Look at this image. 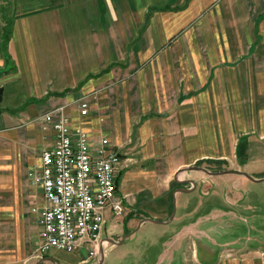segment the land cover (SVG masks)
Returning <instances> with one entry per match:
<instances>
[{
	"label": "crops",
	"instance_id": "crops-1",
	"mask_svg": "<svg viewBox=\"0 0 264 264\" xmlns=\"http://www.w3.org/2000/svg\"><path fill=\"white\" fill-rule=\"evenodd\" d=\"M13 1L0 0V245L14 247L0 264L56 262L32 253L44 196L27 173L55 141L41 116L61 106L123 158L126 212H108L102 240L129 236L118 253L105 244L100 264H264V221L250 222L244 200L264 181V0ZM196 165L260 180L202 170L181 174L194 184L175 180Z\"/></svg>",
	"mask_w": 264,
	"mask_h": 264
},
{
	"label": "built area",
	"instance_id": "built-area-1",
	"mask_svg": "<svg viewBox=\"0 0 264 264\" xmlns=\"http://www.w3.org/2000/svg\"><path fill=\"white\" fill-rule=\"evenodd\" d=\"M64 107L41 116L55 131V141L29 172L30 185L44 196L37 211L33 208L40 227L35 250L39 257L54 248L83 249L89 260L100 255L108 212L115 218L125 212V196L118 191L123 158L109 138L95 142L86 130L72 126Z\"/></svg>",
	"mask_w": 264,
	"mask_h": 264
},
{
	"label": "rangeland",
	"instance_id": "rangeland-1",
	"mask_svg": "<svg viewBox=\"0 0 264 264\" xmlns=\"http://www.w3.org/2000/svg\"><path fill=\"white\" fill-rule=\"evenodd\" d=\"M7 2H8V4L11 5V4H13L14 1L13 0H7ZM181 6L180 5H174V6H169V7H181ZM226 6L227 5H225L224 8H226ZM247 7L249 8L250 12L255 13V11H254V9H253V7L251 5H247ZM227 8L232 9V5L230 4L229 6H227ZM233 8L238 13V10L236 9V7H233ZM49 148H50V146H49ZM38 167H39V165H35V166H32L31 168H29L28 173H27L28 179H29V172H30V170L35 169V168H38ZM209 170L219 171V170H213V169H209ZM222 170H227V169L225 168V169H222ZM222 170H220V171H222ZM249 185H250V188H249L250 191L244 197V200H245V203H249L252 206V209H253L249 213V216H251L249 218L250 219V222H254L255 221V223L257 224V227L259 228L260 222H263L264 221V181H262V182L250 181ZM118 191H119V194L121 195L120 190H119V177H118ZM232 192H234V191H232ZM3 201H4V198H1L0 199V202L3 203ZM33 207H34V209H36V208L39 207V204H37L35 202L34 205H33ZM254 209H255V211H254ZM36 211H37V209H36ZM36 211H34V212H36ZM125 212H126V208H125ZM37 215H38V213H37ZM108 219H107V221H108ZM118 219H122V217H119ZM37 220H38V218H37ZM37 222H35L34 225H38ZM111 222L112 221H109L108 222L107 229L106 230L103 229L104 234H107L108 233V235H110L112 229H114L113 228V222L112 223ZM114 223L121 230H124L123 223H121L119 221L118 222H114ZM262 230H263V234H264V228H262ZM258 231L260 232L259 229H257L256 231H253V235L256 236L257 234H259ZM39 233H40V227H39ZM5 234H6V231L5 230L0 231V242H3V243L6 242V239L7 238L5 237ZM36 234L37 233H35L33 235V237H35L37 239L36 240V239L33 238V240H34L33 241V245H32V250H33L32 253H33V256H37V253H36V250L35 249H36V245H37L36 243L38 241L39 236H36ZM102 234H103V232H102ZM102 238H103V235H102ZM35 240H36V242H35ZM124 245H125V243L116 246L115 250H113L112 253L113 254L118 253L119 251H121V249L124 247ZM6 246H9V247H6ZM12 247H14L12 244L5 245V246L4 245H0V256L5 255L6 253L8 254V253L12 252L13 251V250L11 251V248ZM86 256H87V254H86V252L83 249H79V250L74 251V252H71V253L66 252L64 250L55 249V248L50 251V257L56 259L55 264L56 263L66 264V263H69V262L75 263L78 259H81V258L83 259ZM39 257H42V256H39ZM115 263H116L115 261H112V260L110 261V258H108V259L105 260V262L103 264H115Z\"/></svg>",
	"mask_w": 264,
	"mask_h": 264
},
{
	"label": "water",
	"instance_id": "water-1",
	"mask_svg": "<svg viewBox=\"0 0 264 264\" xmlns=\"http://www.w3.org/2000/svg\"><path fill=\"white\" fill-rule=\"evenodd\" d=\"M3 93H4V88L3 87H0V116L2 114V101H3ZM192 171V170H202V171H205L207 172L208 174H211V175H214V174H223V173H238V174H241V175H244L246 176L247 178H250L251 180H256V181H259L260 179H256L254 178L252 175L250 174H247V173H243V172H239V171H233V170H222V171H212V170H209L208 168L205 169V167H201V166H185L183 168H181L180 170H178V173L175 175V180L178 182V183H192L194 184L195 182L191 179H183V178H180L181 174L184 173V172H187V171ZM179 190L181 191H189L190 189H187V188H179ZM177 189V190H178ZM157 221V220H154L151 218H145L142 222L144 221ZM129 236V234H126L123 238H121L120 240H117L113 237H105L104 240H103V244L100 248V260H99V263L100 264L103 259H104V254H105V244H121L127 237Z\"/></svg>",
	"mask_w": 264,
	"mask_h": 264
},
{
	"label": "trees",
	"instance_id": "trees-1",
	"mask_svg": "<svg viewBox=\"0 0 264 264\" xmlns=\"http://www.w3.org/2000/svg\"><path fill=\"white\" fill-rule=\"evenodd\" d=\"M4 48H5V44H4ZM4 54H5V57H6V61H8V63H10L8 54H6V53H4Z\"/></svg>",
	"mask_w": 264,
	"mask_h": 264
},
{
	"label": "bare ground",
	"instance_id": "bare-ground-1",
	"mask_svg": "<svg viewBox=\"0 0 264 264\" xmlns=\"http://www.w3.org/2000/svg\"><path fill=\"white\" fill-rule=\"evenodd\" d=\"M107 250V249H106Z\"/></svg>",
	"mask_w": 264,
	"mask_h": 264
}]
</instances>
